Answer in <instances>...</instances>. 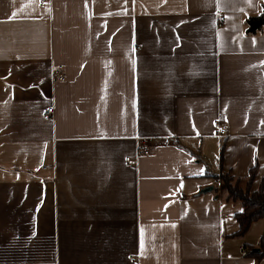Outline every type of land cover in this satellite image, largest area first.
I'll return each mask as SVG.
<instances>
[{
    "label": "crops",
    "instance_id": "crops-1",
    "mask_svg": "<svg viewBox=\"0 0 264 264\" xmlns=\"http://www.w3.org/2000/svg\"><path fill=\"white\" fill-rule=\"evenodd\" d=\"M262 1L0 0V264H264Z\"/></svg>",
    "mask_w": 264,
    "mask_h": 264
},
{
    "label": "trees",
    "instance_id": "trees-1",
    "mask_svg": "<svg viewBox=\"0 0 264 264\" xmlns=\"http://www.w3.org/2000/svg\"><path fill=\"white\" fill-rule=\"evenodd\" d=\"M261 9L255 14H250L245 18V31L256 34L264 26V0L261 2ZM214 176L218 179L217 191L228 201H241L242 210L236 213L238 221L239 235H245L252 226L251 224L260 219H264V178L261 179L260 185L254 188L257 178V167L253 166L246 176H238L232 170L222 169L216 172ZM260 241L253 244L251 252L260 258L264 256V234ZM259 247L260 249H255Z\"/></svg>",
    "mask_w": 264,
    "mask_h": 264
},
{
    "label": "built area",
    "instance_id": "built-area-1",
    "mask_svg": "<svg viewBox=\"0 0 264 264\" xmlns=\"http://www.w3.org/2000/svg\"><path fill=\"white\" fill-rule=\"evenodd\" d=\"M54 76L56 78H60V79H65L66 78V73L63 69V65L62 64H58L54 69ZM53 111V106H49L47 108V112L51 113ZM215 124H216V129H217V133L220 136H226L228 134V127L226 124L222 123L219 119L215 120ZM150 150V148L148 146H142V148H140L139 153L142 152H148ZM127 162L129 163H134L137 158L133 157L132 155H128L126 157ZM242 251L243 253H246V249L242 246Z\"/></svg>",
    "mask_w": 264,
    "mask_h": 264
},
{
    "label": "water",
    "instance_id": "water-1",
    "mask_svg": "<svg viewBox=\"0 0 264 264\" xmlns=\"http://www.w3.org/2000/svg\"><path fill=\"white\" fill-rule=\"evenodd\" d=\"M213 186H210L209 189H212ZM255 249L259 250L260 248L259 247H256Z\"/></svg>",
    "mask_w": 264,
    "mask_h": 264
},
{
    "label": "rangeland",
    "instance_id": "rangeland-1",
    "mask_svg": "<svg viewBox=\"0 0 264 264\" xmlns=\"http://www.w3.org/2000/svg\"><path fill=\"white\" fill-rule=\"evenodd\" d=\"M254 230L253 231H256V228H253Z\"/></svg>",
    "mask_w": 264,
    "mask_h": 264
},
{
    "label": "snow or ice",
    "instance_id": "snow-or-ice-1",
    "mask_svg": "<svg viewBox=\"0 0 264 264\" xmlns=\"http://www.w3.org/2000/svg\"><path fill=\"white\" fill-rule=\"evenodd\" d=\"M262 123H264V122H262ZM181 187H182V185H181Z\"/></svg>",
    "mask_w": 264,
    "mask_h": 264
}]
</instances>
